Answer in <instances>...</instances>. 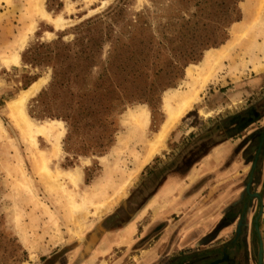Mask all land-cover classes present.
Segmentation results:
<instances>
[{
    "label": "rangeland",
    "instance_id": "obj_1",
    "mask_svg": "<svg viewBox=\"0 0 264 264\" xmlns=\"http://www.w3.org/2000/svg\"><path fill=\"white\" fill-rule=\"evenodd\" d=\"M53 42L71 54L89 47L90 88L114 47H151L150 62L157 55L155 69L163 71L126 79L171 87L152 104L141 99L122 105L116 90L102 117L92 115L73 127L64 117L38 118L35 100L48 90L51 69L25 64L21 55ZM189 55L199 61L184 63L181 56ZM174 57L179 75L166 73V61ZM117 79L122 81L120 73ZM36 81L38 90L22 109L32 128H45L41 135L17 127L18 116L8 106ZM263 91L264 0H43L40 8L35 0H0V264H141L133 257L165 225L180 223L175 234L203 214L206 221L219 219L244 193L253 163L239 149L231 151L229 160L211 165L194 185L186 169L215 145L217 121L245 109ZM191 97L196 99L189 111L157 141L169 112ZM40 101L54 104L49 97ZM55 108L57 103L52 114L61 113ZM245 153L252 160L255 148ZM180 167L183 196L192 200L188 211L165 222H154L150 213L139 233L130 234L129 245L119 242L99 254L101 238L129 222L137 206ZM252 182L250 192L260 198L249 202L247 218L261 210L264 241V149ZM174 236L173 241L178 233Z\"/></svg>",
    "mask_w": 264,
    "mask_h": 264
},
{
    "label": "trees",
    "instance_id": "obj_2",
    "mask_svg": "<svg viewBox=\"0 0 264 264\" xmlns=\"http://www.w3.org/2000/svg\"><path fill=\"white\" fill-rule=\"evenodd\" d=\"M89 22L85 25H88ZM223 41L213 48L223 45ZM58 45L59 42H53L49 45L41 44L33 48V51L27 50L21 55L22 62L25 64L51 69L48 90L40 92L38 99L35 100L38 104L37 107H39L38 118L64 117L65 121L69 122L70 127H73L82 121L88 123V119L92 115L98 119L102 117V110L106 109L107 111L109 109L111 97L113 99L116 90H120L119 101L122 105L126 101L131 103L130 100L141 99L152 104L156 103V98L160 92L171 87L170 83L164 85L158 82L149 83L146 79L145 81H136L135 79V81H128L126 79L128 75L135 77L146 74L147 71H153L151 73L156 75L163 71L161 68L155 69L158 67L155 63L158 60L157 55H154L152 62H150V52H153L151 47H146V50H137L134 47H114L115 55L109 57L108 66L104 68L105 71L97 78L93 88H90L86 81L87 70L92 67L89 64L93 62L94 57L90 55L89 47H82L77 53L71 54L68 47H58ZM118 49L119 53L117 52ZM195 57V55H189L187 59H184L181 56L184 63L199 61V58ZM175 59L174 57L170 61H166L167 74L172 71L175 75H179L181 65ZM114 61L118 63L115 64ZM119 73L122 75V81L117 79ZM118 83H120L121 89L117 88ZM27 87L23 89L26 90L29 88ZM43 97H49L53 100V106L42 103L40 100ZM56 103L61 113L52 114V109ZM96 109L100 112H97ZM62 112L65 115H59L63 114ZM103 122L108 124V119H104ZM199 258L196 252H183L169 259L168 264H199Z\"/></svg>",
    "mask_w": 264,
    "mask_h": 264
},
{
    "label": "crops",
    "instance_id": "obj_3",
    "mask_svg": "<svg viewBox=\"0 0 264 264\" xmlns=\"http://www.w3.org/2000/svg\"><path fill=\"white\" fill-rule=\"evenodd\" d=\"M1 68L3 69L4 67ZM258 80V83L262 84L263 78H259ZM221 149L223 150V156L220 154ZM235 150V148L223 144L214 145L209 150L208 154H203L201 156V160L196 161V166L192 164V161L191 166L186 169V175L191 177V182L193 181L192 185L196 184L207 168L208 170H211V165L218 166L221 161L229 160L231 156L230 152L232 151L234 153ZM198 165L202 166L200 171H198ZM229 169L231 168L229 167ZM180 170L182 171L181 167L173 170L169 177L137 206L133 212V217L129 222L124 225L118 224V228L114 230L111 229L107 235H104L101 238L100 244L97 247V251H100L99 254L106 252L108 247L109 249L114 248V246H116L115 244H119V242L126 245L127 242L130 241V234H134L135 232L139 233V227L143 224L145 217L148 215L150 219V213H153L152 218L154 222H165L167 221V217L168 219L173 218L175 215L188 211L186 204L187 202L191 203L192 200L189 201L183 196L184 192L187 191V188L184 187L185 183L181 180L183 178V172ZM179 194H182L183 197L179 196ZM218 220L219 219H216L213 216L212 220L206 221L203 214L200 219L197 217L194 223L185 224L186 227L183 228L179 226L181 230L180 232H175V234L178 233V237L174 241V238L172 237H175V234L173 232L176 228L178 229L177 224L180 223L174 222L175 224L165 225L161 235L153 238V241L149 246L139 250L140 254H135V256L132 257L143 260L141 264H158L160 261L169 260L183 252H196L200 257L204 251H209L214 247V245L218 243H225L232 238L235 224L222 229L219 233H217L214 239V229ZM192 227H194V229H192ZM207 227L208 229H206ZM144 234L145 233H143L141 237L137 238V240H142ZM149 242L150 241L148 240L146 243L148 244ZM125 255L129 257L133 254L127 253Z\"/></svg>",
    "mask_w": 264,
    "mask_h": 264
},
{
    "label": "flooded vegetation",
    "instance_id": "obj_4",
    "mask_svg": "<svg viewBox=\"0 0 264 264\" xmlns=\"http://www.w3.org/2000/svg\"><path fill=\"white\" fill-rule=\"evenodd\" d=\"M214 130L217 139L215 145L230 146L235 148V151L239 149V152L242 151V155L248 159L247 163H253V166L244 193L237 202L231 203L225 209L214 229L215 239L222 229L235 224L232 238L225 243L214 245L207 252L204 251L199 258V264H264V241L259 233L261 210L256 212L255 208L251 218L249 220L247 218L248 212L250 213L252 209L249 202L260 198L253 189L250 192V188L253 185L256 163L264 149V91L245 109L217 121ZM249 148H255L252 160L245 155Z\"/></svg>",
    "mask_w": 264,
    "mask_h": 264
},
{
    "label": "bare ground",
    "instance_id": "obj_5",
    "mask_svg": "<svg viewBox=\"0 0 264 264\" xmlns=\"http://www.w3.org/2000/svg\"><path fill=\"white\" fill-rule=\"evenodd\" d=\"M35 1L40 8L43 0H35ZM53 22H54V20H53ZM56 25H58V24H56ZM38 83L39 82L33 83L27 90L23 91L21 93V95H19L16 100L9 102L8 106L10 107L11 114L13 113V114H15L16 117L18 116L17 119H15V121L17 123V125H16L17 127L19 126L21 128H24L25 130H27V132L30 131V132H33L35 134L41 135L45 132V128H43V127L32 128L30 121L28 120L27 116L25 115V113L22 109L26 98H28L29 96H31L32 94H34L38 90ZM194 99H196V98L191 97V98H188L186 100H183L181 102L179 108L176 109V111L169 112V117L167 118V122H165V124L161 127L162 129L160 130L159 134L157 135V141L162 140L165 137V135L167 134L169 128L174 123H176L187 111H189ZM170 111H172V110H170ZM16 117H13V118H16ZM153 149L154 148L151 149V151L149 153L150 155L154 152Z\"/></svg>",
    "mask_w": 264,
    "mask_h": 264
},
{
    "label": "water",
    "instance_id": "obj_6",
    "mask_svg": "<svg viewBox=\"0 0 264 264\" xmlns=\"http://www.w3.org/2000/svg\"><path fill=\"white\" fill-rule=\"evenodd\" d=\"M255 196L257 197L258 195H257V194H255ZM260 253H261V246H260L259 255H260ZM259 263H260V260H259Z\"/></svg>",
    "mask_w": 264,
    "mask_h": 264
}]
</instances>
